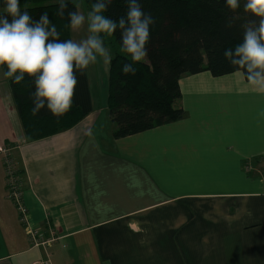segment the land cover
Returning a JSON list of instances; mask_svg holds the SVG:
<instances>
[{
    "label": "crops",
    "instance_id": "obj_1",
    "mask_svg": "<svg viewBox=\"0 0 264 264\" xmlns=\"http://www.w3.org/2000/svg\"><path fill=\"white\" fill-rule=\"evenodd\" d=\"M97 65L92 112L34 141L0 69V264H264V92L242 72L184 76V118L115 139L109 65ZM3 149L48 246L8 198Z\"/></svg>",
    "mask_w": 264,
    "mask_h": 264
},
{
    "label": "trees",
    "instance_id": "obj_2",
    "mask_svg": "<svg viewBox=\"0 0 264 264\" xmlns=\"http://www.w3.org/2000/svg\"><path fill=\"white\" fill-rule=\"evenodd\" d=\"M93 2L82 0L87 12ZM140 3L144 11L155 18V24L150 29V41L146 46L148 55L143 62L134 65V77L121 73L123 63L130 58L120 51L119 32L113 36L103 35L105 47L113 56L108 74V109L115 125V139L184 118L185 112L177 107L182 96V77L203 72L221 77L237 72L223 53L225 48L240 42L241 24L254 19L245 15L242 7L236 13L228 10L223 0H140ZM20 7L37 19L41 12L47 11L60 39H72L67 11L63 17L57 15L58 5L53 0H20ZM72 7L70 5L69 9ZM125 9L124 0H113L105 14L116 19ZM8 80L24 130L32 141L68 131L92 112L86 70L78 73L72 107L60 116H53L46 110L33 115L29 96L34 85L27 74L19 83Z\"/></svg>",
    "mask_w": 264,
    "mask_h": 264
},
{
    "label": "clouds",
    "instance_id": "obj_3",
    "mask_svg": "<svg viewBox=\"0 0 264 264\" xmlns=\"http://www.w3.org/2000/svg\"><path fill=\"white\" fill-rule=\"evenodd\" d=\"M57 15L67 11L68 27L74 33L82 29L79 39H60L57 27L47 11L38 19L22 10L20 0H0V69L5 78L19 83L25 74L33 80L34 90L29 99L33 115L46 110L60 116L73 105L78 73L82 74L98 58L110 65L113 56L105 47L103 35L119 32L120 51L128 58L121 73L135 76V64L148 55L151 27L155 18L144 11L140 0H124L126 9L116 19L106 15L113 0H94L85 15L75 0H53ZM228 10L243 9L254 19L241 24L242 38L234 47L224 50V57L247 81L264 92V0H223ZM73 5L71 9L69 6Z\"/></svg>",
    "mask_w": 264,
    "mask_h": 264
},
{
    "label": "built area",
    "instance_id": "obj_4",
    "mask_svg": "<svg viewBox=\"0 0 264 264\" xmlns=\"http://www.w3.org/2000/svg\"><path fill=\"white\" fill-rule=\"evenodd\" d=\"M2 153L4 155V166L6 172L7 187H8V198L14 203V205L20 211L22 215V222L27 228L30 241L32 242L34 247H41V246L44 247L50 245L51 242L54 241V239L47 241L42 240L39 238L38 232L30 228L28 213L23 198L19 171L15 165L10 150L3 149ZM31 264H51V261L49 257L46 256L45 258L36 260Z\"/></svg>",
    "mask_w": 264,
    "mask_h": 264
},
{
    "label": "rangeland",
    "instance_id": "obj_5",
    "mask_svg": "<svg viewBox=\"0 0 264 264\" xmlns=\"http://www.w3.org/2000/svg\"><path fill=\"white\" fill-rule=\"evenodd\" d=\"M77 1H78L77 4L80 5V10H81L82 12L84 11V12H85L84 14L86 15L87 12H86V10L84 9V6H83V3H82V0H77ZM95 64H96V66H98L97 64H101V65L103 66V60L100 59V58H98V60H97L96 63H94V64H90V65H89V67H90V69H91V71H90V77H91V76H94V73L96 72L95 69H94ZM102 66H101V67H102Z\"/></svg>",
    "mask_w": 264,
    "mask_h": 264
},
{
    "label": "bare ground",
    "instance_id": "obj_6",
    "mask_svg": "<svg viewBox=\"0 0 264 264\" xmlns=\"http://www.w3.org/2000/svg\"><path fill=\"white\" fill-rule=\"evenodd\" d=\"M12 89V88H11Z\"/></svg>",
    "mask_w": 264,
    "mask_h": 264
}]
</instances>
